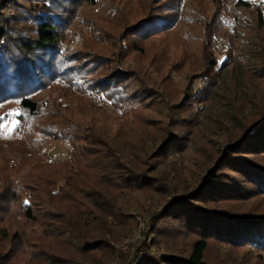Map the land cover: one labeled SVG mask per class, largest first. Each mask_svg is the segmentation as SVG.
<instances>
[{
    "label": "rangeland",
    "instance_id": "1",
    "mask_svg": "<svg viewBox=\"0 0 264 264\" xmlns=\"http://www.w3.org/2000/svg\"><path fill=\"white\" fill-rule=\"evenodd\" d=\"M175 1L179 19L174 26L148 37L131 32L130 26L140 17ZM249 1L253 6L235 7L233 0L225 1L226 8L222 6L225 10L221 16L230 19L234 26L229 29L223 25L217 30H227L225 38L218 40L220 50L215 52V57L221 59L222 50H226L225 67L220 65L217 70L202 56L203 44L212 52L217 47L211 36L219 23L215 0L71 2L66 10L71 21L62 30L59 51L74 52L83 71L90 63V73L83 72L85 83L114 68L129 71L131 76L124 81L127 86H119L110 93L119 107L134 103L135 108L118 112L102 100L101 91L97 97L107 108H98L85 95L62 86L58 79L37 91L38 108L33 113L19 108L16 100L0 104V229L7 233L6 236L0 231V255L10 252V257L0 256V264H44L41 254H34L42 248L63 256L66 259L63 264H125L136 245L149 238L151 246L154 244L153 252L158 254L160 250H189L196 237L194 232L186 229L179 219L167 216L151 225L150 215L163 206L171 191L199 177L227 134L238 133L242 124L264 109V72H258V67L264 64V24L257 25L255 18V6L264 14V0ZM28 5V0H16L10 1L7 8L18 16L23 13L22 6ZM34 24L30 21L25 25ZM58 68L62 69L61 63ZM193 79L194 92L190 86L187 89ZM139 83L151 94L134 97L130 92ZM231 107L237 116H230V111L223 114V109ZM74 117L84 126L90 123L89 118L96 119L95 129L109 133L104 140L120 153L117 158L106 156L109 150H105L107 145L102 142H84L86 148L80 144L74 153L90 155H82L72 172L66 164L52 162L67 153L68 147L60 138H45L42 131L52 121L62 122L55 129L58 131L65 126L63 121ZM167 130L178 137L179 151L174 152L171 161L156 163L153 170L146 169L153 160L146 161L143 153L152 151ZM52 143L56 145L53 149ZM124 157L129 159L127 163ZM126 165L134 172L155 175L154 184L140 188L135 183L127 185L120 177L125 173L122 166ZM64 179L68 182L59 186ZM52 187L54 191H50ZM27 194L29 205L36 212L34 220L23 213L26 206L22 197ZM103 194L100 199L106 204L114 202L120 211L115 217L99 218L94 234L103 232L101 237L107 240L102 247L83 249L80 237L53 233L57 224L52 218L53 211H74V220L80 218L86 224L98 213L90 200ZM44 197L53 203L51 207L40 204ZM229 204L264 209V195ZM107 229L112 236L104 233ZM14 232L20 233L19 239H12ZM262 253L260 258L257 248L235 247L211 238L206 258L216 260L224 256L238 264H264Z\"/></svg>",
    "mask_w": 264,
    "mask_h": 264
},
{
    "label": "trees",
    "instance_id": "2",
    "mask_svg": "<svg viewBox=\"0 0 264 264\" xmlns=\"http://www.w3.org/2000/svg\"><path fill=\"white\" fill-rule=\"evenodd\" d=\"M10 1L16 0H0V104L7 100H16L19 108L33 113L38 108V101L35 98L37 91L55 84V79H58V82H62V86L85 95L84 97L94 102L98 108L105 109L108 103L118 112L123 108L126 109V112L135 108L133 107L134 103H127L123 105V108L119 107L115 98H112L113 91H116L119 86H127L124 81L131 76L129 71L124 72L114 68L95 81H86L85 83L83 72L90 73L92 70L90 63L89 66L85 64L86 68L83 71L78 66L81 63H77L79 58L75 57L74 52L62 54L59 51L62 30L71 21L69 19L70 12H66V10L70 9L69 5L75 0H28L29 5L22 6L23 13L18 16L8 11L7 7ZM215 1L219 7L218 14H216L219 23L213 28L211 36L215 39L217 47L212 48V52L206 44H203L202 56L217 70L220 65L225 67L224 61L227 58L226 50H222L221 59L215 57V52L220 50L218 40L224 39L227 33V30H225L226 32L217 30L223 25L229 29L233 28L234 24L230 19L227 20L221 16L225 10L222 6L227 7L225 5L227 0ZM233 1L235 7L253 6L249 0ZM90 2L92 3L94 0H90ZM162 6L166 7H161L154 13H147L140 17L130 26L132 27L131 32L148 37L155 32L174 26L179 19L175 12L176 1L172 5L163 4ZM160 10L163 11L160 12ZM255 15L257 25L262 26L264 14L258 6H255ZM30 21L35 23L33 27L25 25ZM59 63L62 65L60 71ZM258 68V72H264V64ZM194 81L195 79L187 86V89L190 86L193 92L196 90ZM110 90H113L112 93ZM99 91L102 92L104 97L102 100L106 104L101 103L100 98L97 97ZM147 92L148 88L139 83L130 93L133 96L136 94L141 96ZM129 97L132 98V96ZM194 100L192 99L191 102ZM229 111L231 112L230 116H237V111L232 107L230 110L223 109V114H227ZM69 119L63 121L65 126L58 128V131L55 129L62 122L56 121H52L51 126L42 131L45 138H60L68 147L67 153L52 162L64 163L67 170L72 172L71 170H74V166L79 163L82 155H86V157L90 155V153H74V149L79 148L80 144L84 142L106 144L105 150H109V153L105 154L112 160L120 154L105 142L104 138L109 133L105 129L98 127L95 129L94 126L97 124L95 125L93 122L97 123L96 119L89 118L90 123L85 126L76 117L72 120ZM178 140L172 130H167V133L160 136L154 149L149 153H143L146 161L153 160L149 162V165H145L146 169L153 170L158 163L161 165L163 162L171 161L170 157L174 152L179 151ZM215 153L213 160L199 173L198 178L185 181L180 189L171 191V196L167 198L163 206L152 211L150 215L151 225L167 216L179 219L186 229L194 232L196 237L189 250L185 252L177 249L160 250L158 254L153 252L154 244L151 246L150 238L143 239L136 245L133 256L125 264H238L236 260L227 259L224 256H219V259L216 260L206 258V249L211 238L221 241V243L227 242L235 247L257 248L261 258L260 254L264 252V209L260 207L239 208L230 205L229 201L264 195V109H261L249 122L242 124L238 133L227 134ZM127 157L123 159L126 163L129 160ZM122 167H125V173H121L120 177L127 185L135 183L136 187L140 188L144 185L154 184L156 180L153 174L150 175L144 171L134 172L127 165ZM64 180L58 185L62 186L68 182L67 179ZM54 190L53 187L50 189V191ZM101 196L104 194L93 196L90 200L94 210L98 213L93 214V220H87L86 224H83L80 218L74 220V211L72 213L53 211L52 218L57 220L56 232L53 233L80 237L82 239L80 245L83 249L102 247L107 239L101 237L103 232L94 234L97 230L95 226L103 217H115L120 208L114 202L109 203L108 200L106 204L100 199ZM30 201L28 194L22 197V203L26 206L23 213L28 219L34 220L36 212L29 205ZM40 204L48 208L53 203L44 197ZM123 214H127V212ZM228 227L233 230H229ZM0 231L1 234L7 236L5 229H0ZM110 231L107 229L104 233L112 236ZM19 237L20 233L18 232L12 234L13 240H17ZM34 254H41L44 264H63L66 261L63 256L49 252L46 248L39 249ZM0 256L10 257V252L6 251Z\"/></svg>",
    "mask_w": 264,
    "mask_h": 264
},
{
    "label": "built area",
    "instance_id": "3",
    "mask_svg": "<svg viewBox=\"0 0 264 264\" xmlns=\"http://www.w3.org/2000/svg\"><path fill=\"white\" fill-rule=\"evenodd\" d=\"M55 146H56V145H55L54 143H52V144L50 145V148L53 149V148H55Z\"/></svg>",
    "mask_w": 264,
    "mask_h": 264
}]
</instances>
